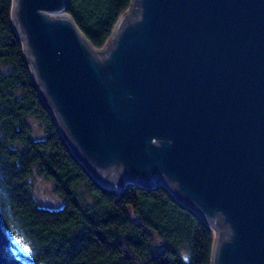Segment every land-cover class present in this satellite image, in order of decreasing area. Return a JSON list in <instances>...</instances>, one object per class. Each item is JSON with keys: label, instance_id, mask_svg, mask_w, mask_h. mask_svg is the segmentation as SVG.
<instances>
[{"label": "water", "instance_id": "1", "mask_svg": "<svg viewBox=\"0 0 264 264\" xmlns=\"http://www.w3.org/2000/svg\"><path fill=\"white\" fill-rule=\"evenodd\" d=\"M69 0H13L40 91L107 193L166 187L210 264H264V0H130L102 46Z\"/></svg>", "mask_w": 264, "mask_h": 264}, {"label": "trees", "instance_id": "2", "mask_svg": "<svg viewBox=\"0 0 264 264\" xmlns=\"http://www.w3.org/2000/svg\"><path fill=\"white\" fill-rule=\"evenodd\" d=\"M129 5L69 0L67 11L102 46ZM12 9L13 0H0V264H210V225L166 187L130 183L107 193L77 159L34 78ZM40 180L57 205L44 203Z\"/></svg>", "mask_w": 264, "mask_h": 264}, {"label": "rangeland", "instance_id": "3", "mask_svg": "<svg viewBox=\"0 0 264 264\" xmlns=\"http://www.w3.org/2000/svg\"><path fill=\"white\" fill-rule=\"evenodd\" d=\"M39 187L40 191L39 194L44 201V203L50 204V205H57L60 200L57 198L56 194L53 192L52 187L49 182L40 180L39 181ZM19 246L22 248V250L26 253H29V250L26 245L18 241ZM32 263V262H31Z\"/></svg>", "mask_w": 264, "mask_h": 264}]
</instances>
